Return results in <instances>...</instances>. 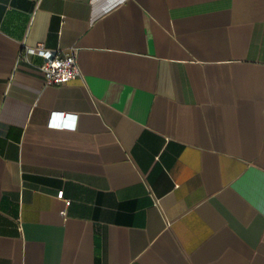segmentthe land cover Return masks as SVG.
Wrapping results in <instances>:
<instances>
[{"label": "crops", "instance_id": "crops-1", "mask_svg": "<svg viewBox=\"0 0 264 264\" xmlns=\"http://www.w3.org/2000/svg\"><path fill=\"white\" fill-rule=\"evenodd\" d=\"M0 264H264V0H0Z\"/></svg>", "mask_w": 264, "mask_h": 264}, {"label": "built area", "instance_id": "built-area-1", "mask_svg": "<svg viewBox=\"0 0 264 264\" xmlns=\"http://www.w3.org/2000/svg\"><path fill=\"white\" fill-rule=\"evenodd\" d=\"M36 6L40 0H33ZM31 56L41 58V63L37 68L42 74L45 85L61 86L76 77H82V72L77 62L76 51L74 48L69 50L49 49L43 44L36 46H23L18 59H25L30 63ZM62 191H58L56 196L62 198ZM68 204V200L65 201Z\"/></svg>", "mask_w": 264, "mask_h": 264}]
</instances>
